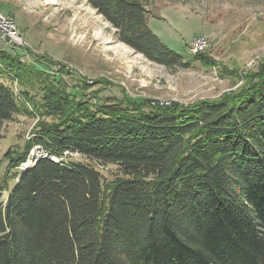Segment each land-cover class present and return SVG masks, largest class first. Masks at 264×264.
<instances>
[{
  "label": "trees",
  "instance_id": "16d2710c",
  "mask_svg": "<svg viewBox=\"0 0 264 264\" xmlns=\"http://www.w3.org/2000/svg\"><path fill=\"white\" fill-rule=\"evenodd\" d=\"M87 1L135 52L189 66L148 27L146 0ZM0 64V127L40 117L10 167L34 145L49 154L0 174V264H264V60L190 104H93L1 49Z\"/></svg>",
  "mask_w": 264,
  "mask_h": 264
},
{
  "label": "rangeland",
  "instance_id": "374dc122",
  "mask_svg": "<svg viewBox=\"0 0 264 264\" xmlns=\"http://www.w3.org/2000/svg\"><path fill=\"white\" fill-rule=\"evenodd\" d=\"M145 7L148 27L189 66L168 68L135 52L117 39L115 28L87 0H0V13L14 21L23 39L22 45L10 46L0 38V49L61 90L99 105L122 100L123 94L159 104L214 99L241 84L236 73L264 60V0H146ZM200 37L208 45L191 52ZM12 87L20 94L17 81ZM32 88L26 89L35 103L43 87L36 82ZM39 121L37 113L19 114L2 124L0 174L23 169L34 153H42L34 145L18 166L12 169L8 162L24 150ZM68 159L84 161L75 154ZM95 165L105 181L119 175L115 165Z\"/></svg>",
  "mask_w": 264,
  "mask_h": 264
},
{
  "label": "built area",
  "instance_id": "2783aa9c",
  "mask_svg": "<svg viewBox=\"0 0 264 264\" xmlns=\"http://www.w3.org/2000/svg\"><path fill=\"white\" fill-rule=\"evenodd\" d=\"M0 38H7V43L10 46H19L23 44V39L15 25L14 21L3 14L0 13ZM208 45L207 40L204 37L196 38L191 46V52L196 53L200 50L204 49ZM168 103V102H167ZM42 153L36 154L34 153V157L31 158L29 163L27 164L29 167L30 164L34 163L40 157H49V154L42 148L38 147ZM66 155H78L77 153H69L65 152ZM52 159L57 160V158L52 157Z\"/></svg>",
  "mask_w": 264,
  "mask_h": 264
},
{
  "label": "water",
  "instance_id": "95a60500",
  "mask_svg": "<svg viewBox=\"0 0 264 264\" xmlns=\"http://www.w3.org/2000/svg\"><path fill=\"white\" fill-rule=\"evenodd\" d=\"M4 40H5L6 42L8 41V39H7V38H5Z\"/></svg>",
  "mask_w": 264,
  "mask_h": 264
},
{
  "label": "bare ground",
  "instance_id": "6f19581e",
  "mask_svg": "<svg viewBox=\"0 0 264 264\" xmlns=\"http://www.w3.org/2000/svg\"><path fill=\"white\" fill-rule=\"evenodd\" d=\"M28 163H29V161H28Z\"/></svg>",
  "mask_w": 264,
  "mask_h": 264
}]
</instances>
